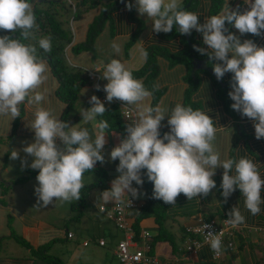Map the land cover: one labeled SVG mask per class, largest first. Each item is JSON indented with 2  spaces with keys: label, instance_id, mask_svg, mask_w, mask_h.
I'll list each match as a JSON object with an SVG mask.
<instances>
[{
  "label": "clouds",
  "instance_id": "clouds-1",
  "mask_svg": "<svg viewBox=\"0 0 264 264\" xmlns=\"http://www.w3.org/2000/svg\"><path fill=\"white\" fill-rule=\"evenodd\" d=\"M244 4L249 7L241 11L239 5L233 9L227 2L218 14L206 17L203 23L198 13L184 10L182 0H135V4L129 0L126 7L128 10L135 7L140 16L146 14L153 21L156 33H169L177 25L182 35H190L194 29L202 33L207 47L193 45L194 49L211 58L217 79H223L226 73L232 74L228 93L233 101L231 107L253 121L255 138L259 140L264 138V46H258L251 39L242 41L241 36L264 35V0H244ZM226 22L240 35L229 31ZM37 27L31 0H0V30L12 33L0 36V117L15 120L21 116V105L34 109V119L27 120V126L34 131V142L23 148L33 159L30 165L27 158L21 164L39 170L35 188L37 204L48 207L54 201L71 202L81 198L84 173L95 170L97 162L106 161L105 130L109 125L101 121L93 139L87 129L62 120L54 108L42 106L59 84L53 80L52 88L47 86L50 66L39 57L36 44L23 42L29 40ZM17 33L18 37L14 35ZM37 43L39 49L51 52L50 37L40 38ZM112 48L117 54L121 51L116 43ZM143 55L146 58L148 54ZM95 69L102 73L101 79L108 81L103 87L107 101H121L123 107L132 109L131 115L125 113L129 121L126 135L108 157L112 162L119 160L116 168L119 175L112 180L110 189L97 195V201L102 205L131 207L133 199L144 195L140 187L145 175L154 184L153 198L165 204L175 205L181 193L188 200L201 195L207 197L216 188L213 179L216 169L222 167L220 187L224 202L239 188L245 208L252 215L260 213L264 179L257 164L246 157L238 162L221 159L213 144L219 129L208 112L182 103H177L170 114L159 105L152 106L153 92L120 59L113 58L103 69ZM96 88L99 90L100 85ZM89 103L92 106L80 112L86 122L106 112L104 102L95 94ZM65 107L61 105V112ZM166 116L170 131L161 136V124ZM10 158L20 159L19 151L13 149ZM133 182L140 187H134ZM245 219L238 206L228 212V223L233 228ZM208 235L211 250L220 253L221 238L212 232Z\"/></svg>",
  "mask_w": 264,
  "mask_h": 264
},
{
  "label": "crops",
  "instance_id": "crops-1",
  "mask_svg": "<svg viewBox=\"0 0 264 264\" xmlns=\"http://www.w3.org/2000/svg\"><path fill=\"white\" fill-rule=\"evenodd\" d=\"M227 2H229L233 9L239 5L241 11H245L249 7V5L244 4V0H224L223 7ZM132 3L135 4V0H132ZM187 11L198 13L200 21L203 23L206 17L209 16V2L208 0H196L193 8ZM98 12L99 8H93L84 11L77 19L70 20L71 43L69 42L65 46L63 56L64 63L70 69L72 68V71H80L88 78L87 83L80 88L76 101L73 107L66 113L64 120L75 124L79 129H87L93 139L99 131V121L97 117L94 121H83L80 112L92 106L89 103L92 95L98 96L102 102L103 99H106V92L103 90V87L108 81L101 79L102 73L98 72L95 68L103 69L107 62L116 58L125 63L130 71H136L145 64L146 59L143 53L148 48H157L174 53L184 47V43L179 36L166 38L154 32L153 21L148 20L146 14L140 16L137 9L133 7V15L143 23V29L135 43L131 46L128 54H125L124 46L136 26L130 20L127 8H122L114 13L112 18L113 34H110L109 25L106 24L95 39L92 50L79 53L74 52L72 50L73 45L85 40L88 24ZM226 27L229 31L240 35L238 30L231 24ZM190 36L199 46L207 47L203 44L202 33L194 29ZM185 39L188 40V35L187 37L185 36ZM246 39L253 40L258 46H264V35L255 36L248 33L241 36L242 41ZM113 43L120 46L121 51L119 54L113 51ZM204 56L208 57L207 55ZM154 60L158 66L155 86L158 90H162V93L152 106L159 105L170 114L172 108L177 103L184 105L186 91L189 88L187 70L183 64H172L166 57L160 54H157ZM208 62L206 63L207 66L213 71L212 64L214 62ZM201 71L198 73V87L191 94L190 100L198 106L196 109L208 112L219 129L216 133V139L213 141L216 151L221 154V159H233L238 162L240 158L246 157L253 160L258 166L261 178L264 179V138L256 139L253 121L232 109L231 104L233 101L228 95L229 91H231L230 81L232 74L226 73L223 79L217 81L209 72L205 70ZM53 80L58 82L51 72V78L47 85L49 88H52ZM97 84L100 85L99 90L96 88ZM55 90L56 88L51 92L49 101L43 103L42 106L54 108L57 114L61 115L60 118H62L64 110L61 112V105H64V102L56 96ZM113 103L118 105L122 120L126 125L129 121L124 118L123 113L127 111L131 115V107H123V102L117 100L108 102L106 99V102H104L105 107ZM20 110L23 112L22 114L20 112L21 116L18 117L19 122L15 125L14 130L9 131L11 129L7 127L5 132L0 133V137L9 139L10 136H13L14 141L18 138L26 143H32L35 138L34 131L27 125L28 121L34 119V109L29 110L24 105H21ZM167 119L168 117L166 116L162 121L161 136L165 132L170 131ZM125 135H121L116 131H106V144L104 148L106 161L104 163L97 162L95 170L84 173V185L96 182L101 176L106 186L109 189L111 188L112 180L119 175L116 170L119 160L117 159L115 162H112L108 157L111 150L121 142ZM57 143H60L59 140ZM223 173L224 169L222 167L216 169L213 176V179L216 181V188L207 197L201 195L199 198L188 200L185 195L180 194L177 197V203L170 205L163 223L165 238L153 241L152 252L157 255L160 264H264V203L260 205V213L252 215L244 206V197L239 188L236 189L225 203L221 195L222 188L220 187ZM33 182H29L31 187L29 188L28 186L27 190L31 189V193L29 195L28 192V196L23 198V203L22 199L15 200L13 198L12 200H8L7 196L3 199V195H0V264H47L42 259L31 255L30 250L21 243L16 242V239L9 237L10 229L7 223L4 224V219L8 215H14L16 218L12 222L15 233L21 236L33 248L48 243L51 245L52 242L57 240L70 239L71 241L65 246V253L59 258L63 263L67 259L69 264H106V262L107 264H119L115 254V245L122 235L116 229L114 223L107 219L99 210V206L102 204L100 201H97V195L104 191L100 185L89 189H82L84 205L80 204L81 201L79 199L81 209L77 210L78 216H74L75 213H73L72 207L73 204L78 202L75 200L71 202L61 201L60 204L59 201H54L48 207L37 204L38 198L35 193L36 187H33ZM9 184L10 182L8 181L6 186H9ZM133 186L140 187L135 182H133ZM140 191L144 195L138 199H134L136 206L127 212V220L131 225L138 227V234L148 231L154 238L158 233V225L155 220L152 217L137 220L140 209L148 200L146 175ZM261 199L264 200V188L261 191ZM113 204L109 203L104 206L109 208ZM57 206H61V209L59 208L60 215H58ZM234 206H238L246 218L245 222L238 227L233 228L229 224V237L234 243V248L228 249L227 246H224L220 257L217 259L212 258L207 246H201L195 253H187L185 244L187 237L185 233L186 227L197 225L200 218L228 219V212ZM52 211L56 213V217L58 216V220L54 222H50L49 219L44 218L45 213L50 214ZM65 218L75 221L78 225V229H75L77 237L72 233V237L68 238L67 232L69 233L70 231L65 226L61 227L58 224ZM98 239H103L105 245H99ZM84 241L88 243L83 245ZM51 255L57 256L55 254Z\"/></svg>",
  "mask_w": 264,
  "mask_h": 264
},
{
  "label": "trees",
  "instance_id": "trees-1",
  "mask_svg": "<svg viewBox=\"0 0 264 264\" xmlns=\"http://www.w3.org/2000/svg\"><path fill=\"white\" fill-rule=\"evenodd\" d=\"M195 1L196 0H191L189 2V0H183L182 7L184 8V6L189 2V6L184 10H190L193 8ZM31 2H33V10L38 27L32 30V36L29 38V40L23 42L37 45L39 57L46 60L47 64L51 68L52 74L58 80L59 87L56 88L55 94L62 102H64V105H66L61 118L62 120H64L66 113L73 107L80 88L85 83H87L88 78L84 73L80 71H72V68L70 69L63 61V50L65 48V45L71 41V35L69 34V31L63 27L62 22L57 18V8H54L55 5L61 3V0H31ZM128 2L129 0H76V2L73 4L74 8L71 13L73 19H77L79 15L86 9L99 8V12L88 24L85 40L83 42L74 44L72 50L76 53L92 50L94 47L95 39L101 33L106 24L109 25L110 34H113V15L117 10L127 8L126 5ZM208 2L209 16L216 15L222 10L224 0H208ZM129 16L130 20L134 22L136 28L134 32L130 34L128 41L125 43V54H128L131 46L135 43L136 39L139 37L143 29V23L134 17L132 10H129ZM228 25L229 24L226 22V26ZM2 35H12V33L0 30V36ZM14 35L18 37L19 34L17 33ZM159 35L166 38L179 36L184 43V47L174 53L157 48H148L146 50L148 55L145 58V64L140 69L132 71V74L134 77L141 79L145 87L153 92L152 104L154 105L158 99V96H160V94L162 93V90H158L155 86V79L158 73V66L154 60L156 55H163L172 64H183L186 67L187 79L189 81V88L186 91L184 105L191 106L193 109H196L198 106L194 104L190 100V98L191 94L198 87V73L202 71L194 68V60L202 59L205 56L201 55L194 49L193 45L199 44L195 43L190 35H188V40H186L185 35L180 34L175 27L171 32H160ZM43 37H50L51 39L52 50L50 53H46L42 49H39L37 42L40 38ZM22 112L23 111H21V114ZM97 119L99 123L101 121L108 122L109 126L106 131H116L121 135L126 134V125L122 120L121 111L116 103H113L106 107V112L102 116H97ZM18 122V117L12 121L8 117H0V133L5 132L7 127H10L11 130L9 131L14 130L15 125H17ZM12 137L13 136H10L9 139H11ZM99 178L100 179L96 182L84 185L82 189H89L97 185H100L103 190L109 189L104 183L103 177L100 176ZM20 180L21 179H18V181ZM147 182L148 200L146 204L140 209L137 220L152 217L157 223L158 233L152 239L153 247L154 240L157 241L165 238V228L163 223L166 218V212L170 205L165 204L162 200L154 199V184L148 179ZM82 194L83 193L81 190L80 204L83 206L84 197ZM76 204H79V201L73 204V207H75ZM76 215L78 216V213H76ZM133 227L136 234H138V227ZM10 237H13L24 247L28 248L31 252V255L42 259L47 264H64L61 259H59V257L51 255L49 253L50 243L39 246L37 248H33L27 241H25L21 236L15 233H10Z\"/></svg>",
  "mask_w": 264,
  "mask_h": 264
},
{
  "label": "built area",
  "instance_id": "built-area-1",
  "mask_svg": "<svg viewBox=\"0 0 264 264\" xmlns=\"http://www.w3.org/2000/svg\"><path fill=\"white\" fill-rule=\"evenodd\" d=\"M106 102V99H103ZM125 111L123 113L124 118ZM130 115V114H129ZM131 198V197H130ZM127 199V197L125 198ZM136 206V202L133 199L131 207L120 206L113 204L111 207H105L104 205L99 206L104 208L101 211L107 219L111 220L116 229L121 232V239H119L115 245V254L119 264H160L157 255L152 252V235L148 231H143L141 234H136L133 225L127 220V212ZM205 225H210V228H205ZM208 232L215 233L219 236L222 241V249L220 253H214L209 243L207 242L211 237H209ZM186 233V250L187 253H195L201 246H207L211 252L213 259L220 257L224 246L228 249L234 248L233 241L230 240L229 223L227 218H222L217 220L215 218L210 219H199L197 225L188 226L185 229ZM68 237H72L71 233H68ZM88 242L84 241L83 245ZM98 244L103 246L105 241L103 239H98Z\"/></svg>",
  "mask_w": 264,
  "mask_h": 264
},
{
  "label": "rangeland",
  "instance_id": "rangeland-1",
  "mask_svg": "<svg viewBox=\"0 0 264 264\" xmlns=\"http://www.w3.org/2000/svg\"><path fill=\"white\" fill-rule=\"evenodd\" d=\"M75 2H76V0H61L60 4L55 5L57 7L54 6V8H57L56 12H58L57 18L62 22L63 27L67 28L70 35L72 33H71L69 22L71 19H73L71 13H72V10L74 8L73 4ZM32 4H33V2H32ZM86 10H90V9H86ZM86 10H84V11H86ZM63 52H64V50H63ZM26 144H30V143H26L22 139L19 140L18 138L16 139V141H14L13 138L8 139L6 137H0V195L1 194L3 195V199L5 198V196H7L8 200L9 199L12 200L13 198L15 200L22 199V203H23V198L25 196H28V192H29V195L31 193V189L27 190L28 186H29V188L31 187L29 182L34 181L33 187H36L38 185V181H37L36 177L38 175L39 170L38 169L33 170L30 167H22V164H21V161L24 158H27L29 165L31 164L32 159H33L32 157L27 156V154L23 152V148L25 147ZM13 149L19 151L20 159L12 160L10 158L11 157V151ZM18 179H21V180L18 181ZM8 181L10 182V184H9L10 187L6 186V183ZM60 203H61V201H59V204ZM57 207H58V215H60L61 206H57ZM67 209H68V207H67ZM79 209H81L79 204H76L75 207H72V211H73V213H75L74 216L76 215L77 210H79ZM44 218L49 219L50 222H54V221L58 220V216L56 217V213H54L53 211L50 214L45 213ZM15 219L16 218L14 215H8L4 219V224L7 223L8 227L10 229V233H15V231L12 227V222H13V220L15 221ZM58 224L61 227L65 226L71 233H73V235H75V237H77V235L75 234V229H78L77 228L78 225L75 223V221H71V219L65 218V219L61 220ZM70 241H71L70 239H63V240H57V241L52 242L50 245V253L55 254L59 258H61V255H63L65 253V250H66L65 246ZM16 242H18V241H16ZM64 263L69 264V262H67V259L64 261ZM106 264H107V262H106Z\"/></svg>",
  "mask_w": 264,
  "mask_h": 264
},
{
  "label": "water",
  "instance_id": "water-1",
  "mask_svg": "<svg viewBox=\"0 0 264 264\" xmlns=\"http://www.w3.org/2000/svg\"><path fill=\"white\" fill-rule=\"evenodd\" d=\"M190 1L191 0H189V2ZM189 2L184 6V9L189 6ZM178 27H179L178 25L175 27L176 30L178 29ZM185 36L187 37V35H185ZM210 60H211V58L209 56L202 58V59L194 60V68L200 69V70H205V71L209 72L217 81H219L220 79H217V77L214 74V71H212V69L209 68L206 64Z\"/></svg>",
  "mask_w": 264,
  "mask_h": 264
}]
</instances>
